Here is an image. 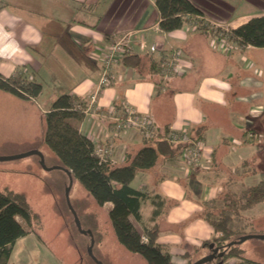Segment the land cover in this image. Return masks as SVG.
<instances>
[{"label":"crops","instance_id":"obj_1","mask_svg":"<svg viewBox=\"0 0 264 264\" xmlns=\"http://www.w3.org/2000/svg\"><path fill=\"white\" fill-rule=\"evenodd\" d=\"M0 6V73L10 77L23 71L41 83L42 93L36 99L45 93L44 82L62 84L48 103L47 112L63 94L84 99L87 113L80 124L81 133L96 141L104 138L99 111L106 112L124 102L150 115L161 132L186 125L190 131L205 127L203 139L213 148L212 169L197 168L188 174L177 156L161 158L152 169L138 173L142 184L136 189L165 201L166 207L156 220L160 233V218L168 208L178 205L176 196L192 206V216L187 220L203 219L207 223L201 216L202 202L225 190L239 193L259 182L244 181L258 172L252 166L261 150L255 142V131L249 133L254 129L247 126L246 119L259 89L249 88L253 80L248 74V61L238 58V54L249 52L254 56V52L264 49L245 46L223 52L211 48L212 36L187 31L186 26L165 32L159 22L169 14L159 12L155 0H0ZM252 17L241 16L247 20L232 28ZM123 37L129 38L133 55L139 58L135 63H117L110 85L100 88L104 54L112 42ZM141 42L157 44L158 51L152 55L142 52ZM173 49L182 52L180 65L184 73L165 76L162 58ZM143 139L137 130L115 137L112 145L116 158H133L143 146ZM146 202L151 203L152 212L145 227L155 223L151 219V199L142 203L141 212ZM105 205L112 207L111 203ZM262 207L264 203L256 205L243 212V217ZM214 236L212 231L202 243ZM174 243L181 245L179 241ZM162 244L168 251V243ZM186 252L169 253L174 264H186Z\"/></svg>","mask_w":264,"mask_h":264},{"label":"rangeland","instance_id":"obj_2","mask_svg":"<svg viewBox=\"0 0 264 264\" xmlns=\"http://www.w3.org/2000/svg\"><path fill=\"white\" fill-rule=\"evenodd\" d=\"M193 1L206 12L202 21L213 26L218 37L247 20L240 18L241 16L264 14V0ZM226 45L232 49L238 48L236 44L228 41ZM238 55L241 60L248 61V65L251 64L248 74L253 81L249 88L259 89L260 94H257L254 108H251L246 119L247 126L254 129L249 133L255 131L256 135L261 134L262 140L260 143L255 140L261 152L259 160L252 167L258 172L244 180L245 183H254L264 180V51L254 52L253 57L249 52ZM62 87L60 83L44 82L45 93L39 99L23 98L0 89V157H12L38 150L43 154L47 166H55L56 155L45 139V110ZM248 162L252 163L250 159ZM212 164L208 169L213 167ZM140 176H136L132 182L135 188L142 184ZM69 181L62 170H46L37 155L0 161V190L10 188L25 194L31 211L39 217L31 226L33 235H26L16 242L8 264H95L89 253L90 244L93 255L103 264H149L141 254L130 251L119 241L109 217V205H99L79 182L73 181L70 202L78 213L82 228L92 230L93 241L89 235L83 234L77 228L66 198ZM176 199L179 201L178 205L168 208L160 218L162 231L158 241L168 243L170 253L181 250L189 252V258H186L196 262L209 253L208 248L197 247L206 237H210L213 229L203 219L187 220L192 216L191 204L177 196ZM202 206L212 218H218L223 207L222 201L215 204L202 202ZM151 212V203L146 202L142 221L136 222L131 217L137 230L142 231L149 224ZM233 226L237 230H245L246 233L254 230L264 234V207L251 211L246 219L235 218ZM175 241H179L181 245H177ZM240 246L247 257L264 264V240L248 239L242 241Z\"/></svg>","mask_w":264,"mask_h":264},{"label":"trees","instance_id":"obj_3","mask_svg":"<svg viewBox=\"0 0 264 264\" xmlns=\"http://www.w3.org/2000/svg\"><path fill=\"white\" fill-rule=\"evenodd\" d=\"M155 4L159 12L169 14L159 22L160 28L165 32L182 29L195 22L197 18L204 17L206 13L193 0H155ZM198 28L206 36L213 35V30L203 26L202 21L199 22ZM226 38L228 42L238 47L253 46L264 49V14L253 16L247 22L232 28L226 34ZM136 58H139V55L127 56L122 61L128 64L135 63ZM0 89L23 98L36 99L42 93L43 86L33 78H27L23 71H19L10 77L0 73ZM86 107L84 99L63 94L54 101L52 108L46 113L45 139L56 155L55 165L68 169L73 181L79 182L99 205L112 204L109 217L119 241L127 249L141 254L149 264H174L172 255L166 251L165 245L158 241L161 229L156 220L166 207L165 201L160 200L158 196L151 197L148 193L136 189L132 186V182L140 171L152 169L161 158L180 156L183 146L165 138L168 129L161 132L156 127L158 135L143 137V146L133 158H126L124 164L100 163L95 154L97 143L80 131ZM102 121L104 127L108 129L112 127L111 122ZM204 128L201 126L197 130L189 129L191 140H204ZM247 134L248 132L245 136ZM254 136L258 139V135ZM254 136L252 135V138ZM147 199H151L154 205L151 219L155 223L139 231L131 217L136 222L142 220L141 207ZM220 201L223 207L219 211L218 218H212L206 210L202 211L201 216L212 227L215 236L211 240L204 241L199 248H208L210 253L209 245L214 243L215 247L224 252L223 257L211 262L213 264L228 260H235V264H260L249 259L239 243H234L245 235L258 232L252 230L246 233L245 230H237L233 223L235 218L246 219L243 217V212L264 203V180L245 187L239 193L225 190L205 203L215 204ZM38 218V215L31 211L25 194L10 188L0 190V264H8L14 245L32 231L30 229L33 221H37ZM230 243L232 245L229 246ZM189 255L190 253L186 252L184 257L189 258ZM188 258L186 264H192L193 261Z\"/></svg>","mask_w":264,"mask_h":264},{"label":"built area","instance_id":"obj_4","mask_svg":"<svg viewBox=\"0 0 264 264\" xmlns=\"http://www.w3.org/2000/svg\"><path fill=\"white\" fill-rule=\"evenodd\" d=\"M202 19L203 17H199L192 24L186 25L187 31H199V22L202 21ZM202 25L209 27L211 30L214 29L213 26H210L208 23L205 24L203 22ZM226 34L227 33H224L221 37H218L217 30L214 29L210 40L211 48L223 52L232 49L226 45ZM139 48L142 52L150 55L158 51L157 44L148 46L145 42L139 43ZM134 53L131 42L127 37H123L110 44L102 59L103 72L100 80V88L109 86L112 79H114V66L123 60V58L131 56ZM181 54V50L173 49L171 53L163 56L161 70L165 76H174L184 73L180 65ZM248 67H252L250 63ZM95 98L96 96H93V102ZM84 113H87L86 109ZM99 115L102 120H107L112 123L110 129L104 127V138L96 141L95 137L90 136V138L97 143L95 146V154L99 158L100 163L119 165L125 162L123 158L122 160L116 158L115 149L112 145L113 139L119 137L122 133L137 130L142 133L144 138L158 135L153 118L148 114L138 112L126 102L119 107L113 106L106 112L99 111ZM165 138L172 143L183 146L180 158L186 173L189 174L196 168H209L212 163V146L207 144L205 140H191L189 136V127L187 125L180 130L172 127L169 128ZM220 264H235V260L224 261Z\"/></svg>","mask_w":264,"mask_h":264},{"label":"water","instance_id":"obj_5","mask_svg":"<svg viewBox=\"0 0 264 264\" xmlns=\"http://www.w3.org/2000/svg\"><path fill=\"white\" fill-rule=\"evenodd\" d=\"M31 155H37L40 159V162H41V165L46 169V170H53V169H59V170H63L69 177V186L66 188V198H67V202L69 204V207L74 215V218H75V222H76V225H77V228L85 235H89L93 241L94 237H93V233L91 230H84L82 228V224H81V221L78 217V214L77 212L75 211V209L72 207L71 205V202H70V190H71V187H72V184H73V177L71 175V172L60 166V165H55V166H52V167H49L46 165V162H45V158L43 156V154L38 151V150H32L28 153H24V154H20V155H16V156H12V157H0V161L1 160H6V159H17V158H22V157H27V156H31ZM262 239L264 240V234H249V235H245L243 237H241V239L239 241H236L234 243H241L242 241L244 240H248V239ZM232 245V243L229 244V246ZM209 249H210V253L207 254L206 256H204L203 258L199 259L198 261L196 262H193L192 264H205V263H211L212 261H214L216 258H220V257H223L224 255V252L220 251L219 248L215 247L214 246V243H211L209 245ZM92 244H90L89 246V253H90V256L91 258L97 263V264H103L101 261L97 260L96 257L93 255L92 253Z\"/></svg>","mask_w":264,"mask_h":264}]
</instances>
